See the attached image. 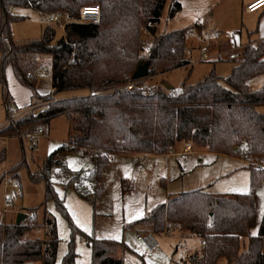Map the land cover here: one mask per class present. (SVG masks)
Segmentation results:
<instances>
[{
	"label": "trees",
	"instance_id": "1",
	"mask_svg": "<svg viewBox=\"0 0 264 264\" xmlns=\"http://www.w3.org/2000/svg\"><path fill=\"white\" fill-rule=\"evenodd\" d=\"M166 0H0V86L7 119L15 118L13 98L7 81V67L33 93L35 103H49L41 112L25 113L0 129V137L20 139L34 135L40 127L49 126L59 117L71 122L68 140L43 159L30 181L45 184L46 202L54 200L64 211L61 199L51 181L55 168L67 169L60 156L78 149L96 151L94 170L88 180L93 195L79 183L82 173L66 183L79 195L95 204L102 196L104 174L112 155L167 156L179 143L207 149L218 155L238 157L246 146L255 157H264V86L250 89L249 81L264 74V41L249 45L227 78L213 69L196 84L186 79L179 88L165 84L147 92L129 90L127 85L143 64H149L144 80L188 67L185 58L188 30L162 33L151 51L138 60L141 26L159 23ZM99 5L98 24L70 21L65 36L56 41V31L47 26L38 40L16 43L12 25L24 21L15 16V8L33 9L44 15L60 12L75 19L85 6ZM175 1L170 18L181 11ZM156 33V30H153ZM226 48V47H224ZM52 58V88L49 95L37 91L39 57ZM88 90L87 96L56 100L64 93ZM3 152L0 159H5ZM22 162L13 167L19 168ZM23 169V168H22ZM21 169V170H22ZM250 191L215 195L204 190L186 192L158 205L144 218L130 225L152 226L161 234L167 222L174 223L206 246L190 257L189 264H264V221L257 236L250 232L257 226L254 193L264 185V167L249 166ZM69 217L68 214H66ZM35 225L30 216L21 224H5L0 214V264H58L59 238L56 222L45 216L43 227L47 238H33ZM92 250V264H125L128 247L123 242L87 237ZM246 239L248 242L246 243ZM77 254L71 242L61 264H76Z\"/></svg>",
	"mask_w": 264,
	"mask_h": 264
},
{
	"label": "rangeland",
	"instance_id": "2",
	"mask_svg": "<svg viewBox=\"0 0 264 264\" xmlns=\"http://www.w3.org/2000/svg\"><path fill=\"white\" fill-rule=\"evenodd\" d=\"M175 1L180 2L182 8L175 18H170V11ZM219 1H165L158 23L160 31L157 36L179 30L193 32L192 36H187L186 47L190 54L186 56V59L191 57L195 63L192 66L148 78L140 83L142 87H145L147 91L161 84L179 88L186 79L188 84H196L207 77L215 67L217 75L222 78H227L231 74L235 65L234 61L200 62L198 52L202 44L200 32L205 36L214 31L237 33L236 28H232V25L237 24L240 30L244 31L243 41L245 42L246 28L242 26V23L244 26H255L258 24L259 15H248L245 12L247 6H242V0H235L234 5L228 4L227 7L220 5ZM15 9L17 10H12L15 16L25 18L24 21L15 22L12 25L13 40L16 43L40 39L46 26L55 29L56 41L65 36L62 25L51 22L49 15H39L33 9ZM64 22H69V18L65 15ZM144 27L145 25L140 27L138 60L145 56L141 53ZM44 70L48 71L46 79L52 81V67L45 66ZM41 77H38V84L42 82ZM249 86L253 91L261 89L264 86V74L253 78ZM89 94L88 90H83L68 93V96L81 97ZM61 95L63 94L56 97ZM63 96L61 99H64ZM35 104L32 96L28 106ZM11 110L14 113L19 111L15 104H12ZM258 111L264 114V106ZM31 113L34 112L31 111ZM6 119L7 113L0 86V126ZM70 128V120L59 117L49 125L50 136L38 135L36 130L34 135L23 141L18 138L8 140L9 138L0 137V156L3 152L6 154L5 159H0L1 220L5 224H10L16 223L20 214L32 216L31 223L36 227L30 236L46 239L48 228L43 227L45 216L53 219L56 222L59 238L58 264L62 263L68 253L71 242L77 254L76 264H92V250L86 236L125 243L129 249H132V252L126 251L124 254L125 264H175L179 262L187 249L193 250L198 246L197 240L190 238L182 241L177 234L158 235L156 233L160 251L151 253L136 240L135 231L140 227L130 229V225L144 218L158 205L165 204L170 198L186 192L204 190L215 195H230L250 191L249 166L239 155L238 157L218 155L207 149L192 146L193 151L182 156L186 148L184 143L178 144L169 156L139 158L138 155H112L102 180L104 191L94 204L91 199H83L74 187L66 186L75 173H82L79 183L93 195L94 187L88 178L95 164L94 160L87 157V154L90 152L96 154V151L78 149L61 155L60 161L67 171L55 168L51 176L58 196L63 199L65 212L61 211L54 200L46 202L45 184L32 183L29 174L36 172L42 165L43 159L67 140ZM252 161L251 166L264 167V157H255ZM21 162L19 168H13ZM260 195L259 223L264 217V187ZM6 196L13 198V202L9 205L5 203ZM145 230L144 232H154L152 226H146ZM257 231L258 229L253 233ZM177 247L179 251L175 253ZM159 253L160 255L157 256ZM220 264H227L226 259L223 258Z\"/></svg>",
	"mask_w": 264,
	"mask_h": 264
},
{
	"label": "built area",
	"instance_id": "3",
	"mask_svg": "<svg viewBox=\"0 0 264 264\" xmlns=\"http://www.w3.org/2000/svg\"><path fill=\"white\" fill-rule=\"evenodd\" d=\"M264 9V0H254L252 1L247 7L246 11L249 13H256L260 10ZM101 15L102 10L99 5L96 6H85L82 7L79 15L70 21H77L81 23L86 24H98L101 21ZM49 19L53 23H59L62 25V28L64 29L66 24L69 22H64V15L60 12H54L49 15ZM156 30V33L153 32V30ZM159 27L158 23L149 22L147 26H145L142 30V43H141V53L143 55L148 54L153 46V43L155 41V37L159 33ZM193 32H189L187 36H192ZM237 33L233 32H222V31H214L211 32L209 35H204L202 32H200V39L203 43V45L198 49L200 62H218L222 60H228V61H240L243 58V53L245 49L250 45H243L237 43ZM226 47V48H224ZM189 51L186 47L184 50L185 58L186 56H189ZM190 62L189 66H192L195 61L192 60V58L187 59ZM42 74L38 70L36 73L30 72L28 74L29 77H40ZM127 88L129 90L132 89H140L143 92H147V89L145 87H142L140 84V81H131L128 83ZM49 103H43L42 105H48ZM30 112V111H28ZM26 112V113H28ZM25 114V113H24ZM23 115V114H22ZM16 118H12L9 120V123L14 121ZM1 129V128H0ZM38 135L43 136H50L49 126L42 127L38 129L37 131ZM192 146L188 145L184 149L182 156L188 155L191 153ZM240 158L248 164V166H251L253 164L254 157L249 152L248 148L246 146H242L239 151ZM87 157L91 160L95 159L94 153L90 152L87 154ZM13 202V198L11 196L5 197V203L7 205L11 204ZM32 217V216H30ZM180 226L167 222L164 228V231L162 232L163 235H171L173 230L176 228H179ZM136 240L143 244L144 247L148 252H156L159 249V242L157 240V235L155 232H136L135 234ZM201 245L204 247L206 246V241H201Z\"/></svg>",
	"mask_w": 264,
	"mask_h": 264
},
{
	"label": "crops",
	"instance_id": "4",
	"mask_svg": "<svg viewBox=\"0 0 264 264\" xmlns=\"http://www.w3.org/2000/svg\"><path fill=\"white\" fill-rule=\"evenodd\" d=\"M252 1H254V0H242V6H248ZM219 3H220V5H222V6L226 5V7H227L228 4L230 6L234 5L235 0H220ZM16 10L17 9H13V11H16ZM28 10H32V9H28ZM34 12L39 14V15H43L40 12H37V11H34ZM245 12L248 15H253V16L259 15V17H258L259 21H258V24L255 26H248V25L244 26L242 23V26L246 28L245 29V32H246L245 37H247V39H248V40L246 39L245 42L243 41L244 40L243 39V32H244L243 29L240 30V27L237 24L232 25V28L233 29L236 28V30H237V38H236L237 40L236 41H237V43L243 44V45L251 44L253 46H257L262 41H264V9L260 10L259 12H256V13H249L246 11V7H245ZM231 15H233V14H231ZM12 29H13V26H12ZM222 32H225V31H222ZM202 45H203V43L200 46H202ZM191 56H192V54H191ZM222 61H228V60H222ZM0 62H1V56H0ZM218 62H221V61H218ZM37 63H38V70L42 74L41 75L42 76L41 77L42 82H40L38 84L37 91L40 95H49L53 92L52 81L46 79V77H47L46 74L48 73V71L44 70V67L45 66L52 67V58L50 56L39 57L37 60ZM202 63H204V62H202ZM214 63H216V62H214ZM214 69L216 70V67ZM6 73H7V81H8L9 91H10V94H11V96L13 98V102H14L13 104H15L17 107V110H19L18 111L19 114H17L16 117H19L28 111H30V112L32 111V112H34V114H38L47 106V105H42V103H36L35 105H33L31 107L28 106V104L32 100V96H33L32 91L28 87L23 86L21 83H19V81L15 77L14 70H13L12 66L7 67ZM71 93H73V92H71ZM63 95H65V96H63ZM63 95L56 97V100H63V99H61L62 96L64 97V99L72 98V97H70V95L68 96V93H64ZM8 123H9V120L6 119L5 123L2 124L0 127H3L5 125H7ZM8 140H11V139H8ZM67 140H68V137H67ZM179 144H184V143H179ZM186 146H188V144H186ZM169 155H171V154H169ZM169 155H167V156H169ZM143 157H147V156H139V158H143ZM263 187H264V185H262L254 193V196L256 199V205H257V226L251 230L250 236H257L258 235L259 230H260V226H261L262 222L264 221V217H263L261 223H259V220H258L259 203H260V198H261L260 193H261ZM136 227L137 226H135L133 228H136ZM138 227H140V228H138V230L135 231V234H136V232L146 231L145 230L146 226L138 225ZM257 229H258V231L256 233H253V231H255ZM173 234H177L182 241H186L187 239H190V238L198 241V246L195 249H193V250L187 249V251L184 253V255H182L179 262H175V264H189L188 261H189L190 257L193 256L194 254L198 253V252H201V250H203V246L201 245V240L199 238L193 236V235H190V234L184 232L181 228L174 229L171 235H173ZM158 235H163V234L161 233ZM247 242H248V240H246V243ZM127 247H128V252H132V249H129V246H127ZM144 249L146 250L145 247H144ZM158 251H160V246L156 252H158ZM178 251H179V248L177 247L175 253H177ZM156 252H153V253H156ZM159 255H160V253L157 254V256H159ZM220 261L218 264H220ZM172 263H173V261H172Z\"/></svg>",
	"mask_w": 264,
	"mask_h": 264
},
{
	"label": "water",
	"instance_id": "5",
	"mask_svg": "<svg viewBox=\"0 0 264 264\" xmlns=\"http://www.w3.org/2000/svg\"><path fill=\"white\" fill-rule=\"evenodd\" d=\"M149 64L148 63H146V64H143V65H141L140 67H139V69L137 70V72L135 73V75H134V80H142V79H145V78H147L148 77V75H149ZM166 87H168L169 89H172V87H169L168 85H166ZM27 215H25V214H20L19 216H18V219H17V224L19 225V224H21L23 221H25L26 219H27Z\"/></svg>",
	"mask_w": 264,
	"mask_h": 264
}]
</instances>
